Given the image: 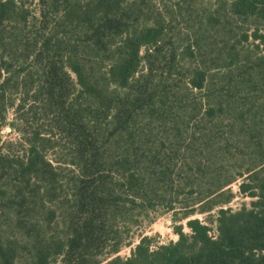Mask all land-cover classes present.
I'll use <instances>...</instances> for the list:
<instances>
[{
	"label": "trees",
	"instance_id": "obj_1",
	"mask_svg": "<svg viewBox=\"0 0 264 264\" xmlns=\"http://www.w3.org/2000/svg\"><path fill=\"white\" fill-rule=\"evenodd\" d=\"M195 13L0 0V264H264V0ZM159 210L189 232L135 244Z\"/></svg>",
	"mask_w": 264,
	"mask_h": 264
},
{
	"label": "rangeland",
	"instance_id": "obj_2",
	"mask_svg": "<svg viewBox=\"0 0 264 264\" xmlns=\"http://www.w3.org/2000/svg\"><path fill=\"white\" fill-rule=\"evenodd\" d=\"M190 7H186L187 4L182 3V0H144V4L150 7L155 6L161 12L165 13V9L175 10V15L172 19L167 18L171 21L173 25L183 28L184 25L197 24L194 15L196 10H214L216 8L217 0H189ZM180 8V10L178 9ZM189 8V13H185V9ZM195 20V21H194ZM183 32V31H182ZM217 77H221V72L219 70H214ZM217 80V79H216ZM13 116L10 114L6 120V123L1 128L0 131V152L3 154H8L11 157H23V147L21 135L12 126ZM59 153H54L49 151L46 153L47 159H52L54 157H59ZM55 165V164H54ZM231 191L235 194L234 199L224 206V209H230L233 212L240 210L242 207L249 208L252 199L248 197L239 196L237 194V185L233 184L231 186ZM150 223H143L139 228H134L131 233L133 234L134 243H137V235H143L148 237L151 241L153 247L167 245L169 243H174L177 241L178 237L175 234V227L182 226V232L188 233L189 230L186 228V221H176L172 218L171 214L163 213L158 211L156 214L150 216ZM198 219H203L204 216H196ZM211 235H216L215 225H211ZM130 252V247H123L118 256L127 257Z\"/></svg>",
	"mask_w": 264,
	"mask_h": 264
}]
</instances>
